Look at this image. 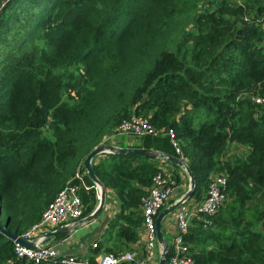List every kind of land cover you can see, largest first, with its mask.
<instances>
[{
    "label": "trees",
    "instance_id": "1",
    "mask_svg": "<svg viewBox=\"0 0 264 264\" xmlns=\"http://www.w3.org/2000/svg\"><path fill=\"white\" fill-rule=\"evenodd\" d=\"M261 18L264 0H0V225L21 235L68 182L88 216L98 194L83 161L135 114L174 132L181 155L167 136L131 147L182 158L190 201L226 176L217 213L183 235L194 264H264V110L252 100L264 94ZM162 164L179 184L162 160H92L118 209L96 253L136 249L140 201ZM0 264L31 263L0 233Z\"/></svg>",
    "mask_w": 264,
    "mask_h": 264
},
{
    "label": "built area",
    "instance_id": "2",
    "mask_svg": "<svg viewBox=\"0 0 264 264\" xmlns=\"http://www.w3.org/2000/svg\"><path fill=\"white\" fill-rule=\"evenodd\" d=\"M264 31V18L259 20ZM254 104L264 110V94L252 98ZM134 137L138 140L145 136H167L175 152L181 155L179 142L172 130H157L149 124V121L135 114L123 119L114 133L104 137L101 144L108 139L117 136ZM108 138V139H107ZM131 146V145H130ZM160 170L152 179L151 186L140 201L142 219V232L136 249L124 251L118 255L105 252L102 249L94 254L92 259H83L75 254H66L53 246L46 245L45 234L62 226L72 227L83 219V204L78 195V187L68 182L61 188L52 201L43 210L40 220L30 226L17 237L34 244V248H28L17 240L13 241L14 253L17 260H23L31 264H157V244L155 233V219L158 213L172 200L174 186L170 176L165 170ZM76 177H79L77 174ZM226 176L224 174L213 175L209 183L206 196L200 203L188 200L179 206L174 212V232L170 241V251L166 264H194L188 255V247L184 243L183 235L187 232L192 219L203 216H212L221 207L225 200ZM264 237V233H263ZM91 248H99V242L91 244ZM142 248V250H141Z\"/></svg>",
    "mask_w": 264,
    "mask_h": 264
},
{
    "label": "water",
    "instance_id": "3",
    "mask_svg": "<svg viewBox=\"0 0 264 264\" xmlns=\"http://www.w3.org/2000/svg\"><path fill=\"white\" fill-rule=\"evenodd\" d=\"M101 154L141 156L144 158L158 159L176 166L184 174L187 182V188L185 192L180 196H178L176 199H174L173 202L169 203L165 208H163L158 213L155 219L157 264H166L169 256L170 244L169 242L166 241L164 237V233L162 230L163 223L167 219V217H169L176 211V209L179 206L190 200L195 190V178L191 169L182 158L168 155L153 149H145L140 147H119L110 144H100L99 146L95 147L91 152L87 154V156L83 161V168L85 170V173L87 174L88 178L90 179V181L93 183V185L97 190L98 203L95 209L88 216L76 222V224L72 227L62 226L54 231L47 232L45 234V238L49 239L57 235L64 234L65 236L63 240H65L72 234L74 230H77L78 227L82 226L83 224H88L93 222L94 220L97 219L98 216L102 214L106 204V190L103 184L95 176L92 168V160L96 156ZM108 221H109V217L106 216L100 224L99 232H101L103 227L107 225ZM0 233L9 240L12 241L17 240L25 247L34 248V244L32 242L18 238L17 235L10 233L2 225H0ZM60 242L54 243L53 247L59 244Z\"/></svg>",
    "mask_w": 264,
    "mask_h": 264
},
{
    "label": "crops",
    "instance_id": "4",
    "mask_svg": "<svg viewBox=\"0 0 264 264\" xmlns=\"http://www.w3.org/2000/svg\"><path fill=\"white\" fill-rule=\"evenodd\" d=\"M127 138L128 137H126V139H125V141H126L125 146L121 145L120 140H118V142H116L117 139L114 141L113 144H116V146H119V147H131L132 145H134L132 143V141L129 143ZM233 149L234 148L232 147V150ZM161 167L163 170H165L166 175L170 176V178H171L172 172L175 171L174 168H172V166H170L168 164H162ZM177 173L180 176V182L177 185H175V183L173 182V186H174L173 196L174 197H177V194H181L179 192L180 188H186V186H187V182H186L184 174L180 170H178ZM117 210H118L117 205H116L115 201L112 199V194H111L110 197H107V201H106V204L104 207L103 215H102V218L100 219V221L96 222V220H94L93 222L88 223L90 225L92 223H94L96 225V226H94V228L89 230L88 234L77 235L76 234L78 231V228H77V230H74L72 232V234L68 238H66L65 240H63L65 235L61 234V235H57L53 238L46 239L45 244L53 246L54 243L60 242L62 240L59 244L54 246L59 251L66 253V254H75L78 257L83 258V259H92L94 254L96 253V250H93L91 248V244H93L94 242H97V241L100 242V239L102 238V235H103V231L106 228V226H104L102 231L99 232L100 224H101L102 220L106 216H108L109 220H110L113 217V215L117 212ZM88 224H83L82 225L83 228L87 229L89 227ZM165 228H166L167 235L172 237L173 232H174V222L172 221V223H170V222L166 223ZM140 232H142V230L139 231V234H140Z\"/></svg>",
    "mask_w": 264,
    "mask_h": 264
},
{
    "label": "rangeland",
    "instance_id": "5",
    "mask_svg": "<svg viewBox=\"0 0 264 264\" xmlns=\"http://www.w3.org/2000/svg\"><path fill=\"white\" fill-rule=\"evenodd\" d=\"M125 139H126V136H124V135L123 136L112 137L111 139H108L107 142L104 143V144L116 145V144H113L114 141L116 140V142H118V140H120L121 141V145L125 146L126 145ZM127 140L129 141V143L132 141V143L135 145V140L136 139H132L131 137H128ZM186 188H187V186H186ZM186 188H180L179 192L181 194H183V192H185ZM181 194H177V196H179ZM110 196H111V194L107 193V197H110ZM176 198L177 197H175L174 199H176ZM102 215H103V212H102V214L100 216L97 217L96 222L100 221V219L102 218ZM173 215H174V213L172 215H170L169 217H167V219L164 221L163 226H162L164 237H165L166 241L169 242V243H170L172 237L167 235L165 226H166V223H168V222H170V223H172V221L174 222ZM88 226L89 227L87 229L83 228V226L78 227V231H77L76 234L77 235L88 234L89 230L94 228V226H96V225L94 223H92L91 225L88 224ZM100 242H102V244L106 243L104 238H101Z\"/></svg>",
    "mask_w": 264,
    "mask_h": 264
}]
</instances>
